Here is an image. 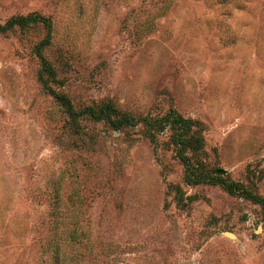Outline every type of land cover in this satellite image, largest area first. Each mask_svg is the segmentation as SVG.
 Segmentation results:
<instances>
[{
    "label": "rangeland",
    "instance_id": "obj_1",
    "mask_svg": "<svg viewBox=\"0 0 264 264\" xmlns=\"http://www.w3.org/2000/svg\"><path fill=\"white\" fill-rule=\"evenodd\" d=\"M32 14L52 22L57 78L41 76L43 23L0 34V264H53L59 186L87 232L80 264H264V206L243 196L264 197V0H0L1 23ZM54 92L135 117L176 110L204 139L191 161L242 190L189 185L170 131L74 134Z\"/></svg>",
    "mask_w": 264,
    "mask_h": 264
},
{
    "label": "trees",
    "instance_id": "obj_2",
    "mask_svg": "<svg viewBox=\"0 0 264 264\" xmlns=\"http://www.w3.org/2000/svg\"><path fill=\"white\" fill-rule=\"evenodd\" d=\"M43 23L48 28V36L41 43L37 52L42 60V78L48 85V81L56 80L57 71L50 61L43 54L44 47L51 44L52 22L50 19L39 14H32L25 17H14L5 23L0 22V34H5L14 30L17 26L27 28L31 25ZM47 76V78L45 77ZM56 101L61 106L67 116V123L74 134H81L83 130V121L94 123H104L114 131H124L142 124L145 129V135L153 143L157 142L158 136L165 131H170L171 144L177 150V156L185 165V179L189 185H199L209 183L212 185H221L231 194H237L242 190L238 183L228 181L222 176L213 177L205 174L201 167L202 163L197 161L193 163L188 153H198L203 149L204 139L200 130L196 128L197 122L183 117L176 110L169 111L162 117H135L128 113L122 112L112 101L102 102L96 105H90L77 108L70 97L63 93H53ZM177 188L179 195V204L184 203L185 193ZM244 191V190H243ZM179 192V193H178ZM63 193V191H62ZM75 193V192H73ZM65 194H61V186L55 188L51 199V215L54 218L53 238L51 244L47 247L52 252L53 264H80L78 257L73 253L72 246L78 242L83 244L87 237L86 230L80 224L69 225L66 212L67 200ZM243 196L253 202L264 206V197L256 195L250 191H244ZM72 194L68 195L71 198ZM73 197L74 194H73ZM79 256V255H78Z\"/></svg>",
    "mask_w": 264,
    "mask_h": 264
}]
</instances>
